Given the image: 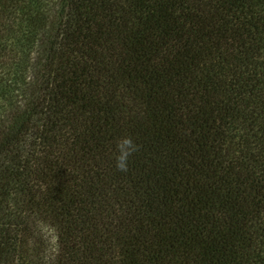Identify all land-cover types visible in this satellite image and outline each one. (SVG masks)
I'll return each mask as SVG.
<instances>
[{
  "label": "trees",
  "instance_id": "trees-1",
  "mask_svg": "<svg viewBox=\"0 0 264 264\" xmlns=\"http://www.w3.org/2000/svg\"><path fill=\"white\" fill-rule=\"evenodd\" d=\"M0 264H264V0H0Z\"/></svg>",
  "mask_w": 264,
  "mask_h": 264
},
{
  "label": "clouds",
  "instance_id": "clouds-1",
  "mask_svg": "<svg viewBox=\"0 0 264 264\" xmlns=\"http://www.w3.org/2000/svg\"><path fill=\"white\" fill-rule=\"evenodd\" d=\"M139 150L131 137L125 136L116 141L115 167L118 171L127 172L128 158Z\"/></svg>",
  "mask_w": 264,
  "mask_h": 264
},
{
  "label": "rangeland",
  "instance_id": "rangeland-1",
  "mask_svg": "<svg viewBox=\"0 0 264 264\" xmlns=\"http://www.w3.org/2000/svg\"><path fill=\"white\" fill-rule=\"evenodd\" d=\"M48 236V232H44V239H45V237H47ZM50 240V239H49Z\"/></svg>",
  "mask_w": 264,
  "mask_h": 264
}]
</instances>
